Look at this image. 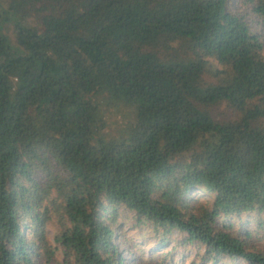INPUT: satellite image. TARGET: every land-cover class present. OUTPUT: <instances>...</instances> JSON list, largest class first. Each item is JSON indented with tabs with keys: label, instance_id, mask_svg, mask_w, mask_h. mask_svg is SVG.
<instances>
[{
	"label": "trees",
	"instance_id": "1",
	"mask_svg": "<svg viewBox=\"0 0 264 264\" xmlns=\"http://www.w3.org/2000/svg\"><path fill=\"white\" fill-rule=\"evenodd\" d=\"M2 1L0 264H166L127 262L128 214L264 264V0Z\"/></svg>",
	"mask_w": 264,
	"mask_h": 264
},
{
	"label": "rangeland",
	"instance_id": "2",
	"mask_svg": "<svg viewBox=\"0 0 264 264\" xmlns=\"http://www.w3.org/2000/svg\"><path fill=\"white\" fill-rule=\"evenodd\" d=\"M7 4L8 0H3ZM228 6L231 9L237 8L236 0H228ZM12 38V36H11ZM214 113L218 118L225 116L229 110L224 104L218 105L214 109ZM100 114L103 121L102 131L107 136L115 135L120 128L125 127L128 121L134 117L133 110L128 105L110 106L102 102ZM227 117V116H226ZM194 195L203 196L210 200L211 196L196 190ZM129 216V217H128ZM126 216L128 219L122 218L114 242L119 246V250L125 256L128 263H136L139 259L146 257L151 250L163 252L166 264H208L201 260L200 254L203 247H199L195 243L178 244L183 238V234L175 229L166 230L163 227H154L149 221L143 222L142 225L134 224L135 218L132 214ZM125 217V218H126ZM57 225L49 224L47 228L48 238L53 243V233ZM165 238L163 245L159 240ZM198 251L200 254H197ZM54 264H68L64 261L61 250L55 253ZM180 261V262H178ZM218 264H246L243 260L223 258Z\"/></svg>",
	"mask_w": 264,
	"mask_h": 264
}]
</instances>
